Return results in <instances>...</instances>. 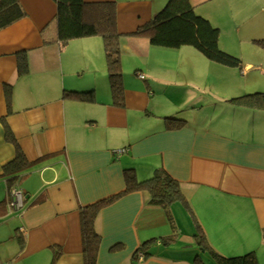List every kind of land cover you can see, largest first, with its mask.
<instances>
[{"label": "crops", "instance_id": "0c3cea01", "mask_svg": "<svg viewBox=\"0 0 264 264\" xmlns=\"http://www.w3.org/2000/svg\"><path fill=\"white\" fill-rule=\"evenodd\" d=\"M189 1L219 30L220 48L224 18L250 37L253 57L238 54L241 69L228 68L134 35L168 0H84L114 8V97L102 38L62 44L55 2L18 0L24 17L0 30V264H84L80 210L122 193L127 170L137 182L161 170L180 196L163 207L139 189L103 206L96 264H217L212 253L264 264V109L232 103L264 93V0ZM17 149L27 166L7 175Z\"/></svg>", "mask_w": 264, "mask_h": 264}, {"label": "trees", "instance_id": "16d2710c", "mask_svg": "<svg viewBox=\"0 0 264 264\" xmlns=\"http://www.w3.org/2000/svg\"><path fill=\"white\" fill-rule=\"evenodd\" d=\"M55 2L57 12L55 16L57 35L60 43L65 44L70 40L100 36L103 40L108 77L114 97L118 96L120 88L119 67V35L116 29L113 5H90L84 0H52ZM24 17L23 10L18 0H0V30L11 26ZM136 36H146L153 47L164 49H179L191 47L207 60L218 65L241 69L240 59L229 55L218 46L219 30L213 27L204 17L197 15L189 0H168L164 8L156 14L143 27L136 30ZM264 49V41H257ZM24 66L19 73L24 71ZM65 98L85 99L90 93L66 92ZM232 103H241L243 106L264 109V93H253L232 100ZM168 125L182 121L165 119ZM9 131L6 137L10 138ZM27 162L22 153L17 149L15 158L5 167V174L26 168ZM14 172V173H15ZM148 189L153 197L151 204L166 207L180 196V186L161 170L155 171L152 178L144 182H137L130 170L125 171V189L122 193L103 199L96 203L84 206L80 210V226L83 246L84 264H96L101 238L94 229V221L99 210L122 194L134 190ZM11 200V198H10ZM165 240L169 241V238ZM197 243H204L201 235H195ZM153 242V241H151ZM145 243L135 253H141L144 258L149 254ZM205 248V247H204ZM217 264H257L253 253L235 258H224L212 253Z\"/></svg>", "mask_w": 264, "mask_h": 264}, {"label": "rangeland", "instance_id": "374dc122", "mask_svg": "<svg viewBox=\"0 0 264 264\" xmlns=\"http://www.w3.org/2000/svg\"><path fill=\"white\" fill-rule=\"evenodd\" d=\"M219 19V16H216L214 19ZM221 19V18H220ZM228 19L224 20V18H222L221 20H218V23H216L217 25L215 26H220V30L224 31L222 32V37H224L225 39L229 40V42H222L223 48H220V50H222L223 52L235 56L236 58L238 57L239 59H241L240 56H238V54H246V57H253L251 52H252V47L250 46L249 41H247V39L250 37L246 35V33L242 32V28L239 25L236 24H229L227 25L226 22ZM217 28V27H216ZM234 31H239V33H235ZM231 36H233V38L229 39ZM241 40V45H240V41ZM233 43V45H231V43ZM241 61H243L241 59ZM254 92V91H253ZM201 252V251H200ZM204 257V256H202ZM206 258V257H205Z\"/></svg>", "mask_w": 264, "mask_h": 264}, {"label": "built area", "instance_id": "2783aa9c", "mask_svg": "<svg viewBox=\"0 0 264 264\" xmlns=\"http://www.w3.org/2000/svg\"><path fill=\"white\" fill-rule=\"evenodd\" d=\"M140 78H142V77L140 76ZM119 153H122V151H118V154ZM21 201H22L21 191L18 190L17 188H14L11 191V200L9 202V208H12L14 210H18V209L22 208ZM138 259L140 261H142L144 259L143 255L141 253L138 255Z\"/></svg>", "mask_w": 264, "mask_h": 264}]
</instances>
